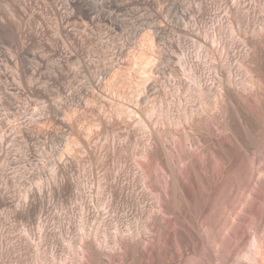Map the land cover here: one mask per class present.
<instances>
[{"label":"rangeland","instance_id":"rangeland-1","mask_svg":"<svg viewBox=\"0 0 264 264\" xmlns=\"http://www.w3.org/2000/svg\"><path fill=\"white\" fill-rule=\"evenodd\" d=\"M262 49L264 0H0V264H152L122 242L156 244L160 201L194 239L171 264H250L264 211L231 206L253 122L215 90L230 70L245 93L264 87ZM164 170L192 172L191 201H164Z\"/></svg>","mask_w":264,"mask_h":264},{"label":"bare ground","instance_id":"bare-ground-1","mask_svg":"<svg viewBox=\"0 0 264 264\" xmlns=\"http://www.w3.org/2000/svg\"><path fill=\"white\" fill-rule=\"evenodd\" d=\"M256 48L257 47H253V54L256 53ZM219 60L221 59L219 58ZM262 60H264L263 49H262ZM213 61L216 62L214 58ZM226 72L227 73L224 77L225 83L222 82L223 85L222 86L219 85L221 87L219 88L218 86L216 87L215 90L217 94V98L215 101L216 106H218L220 102L224 100L222 98L226 95L229 98V101L232 100H236L239 102L241 101L240 103H242L243 104L242 106H244L245 109H247L246 111L251 116L252 119L251 121L253 122V124L251 125L252 127L250 126V130L248 131V134L246 133L247 136H245L247 138V139L245 138L247 144L246 143H245L246 145L243 144V146L245 145L243 150H245V152L248 153V155L253 156V157L251 156L252 162L250 163L253 165V168L251 169L252 171L250 172L249 178L247 175L244 181L242 180V182H239L240 185L238 190L236 191V189H233V191L236 192L237 194H236V199L234 200V203H232L231 206V210H232L231 216H235V219L238 221H246L248 217L251 218L250 215L252 213L255 212L262 213L264 211V87L262 80L260 78H257L256 79L257 89L254 95H252L254 97H252L251 95L245 93L246 90L244 89V87H242V85L240 84L238 85L237 82L235 83V81L233 80L231 70ZM209 74H212L221 83L222 78L220 77V74L218 73L216 68H213V71L212 72L210 71ZM211 88H213V86H211ZM198 90L200 91V89ZM217 130H220L221 132L218 131L219 133H216L217 131L214 130L216 132H214V134L212 133L213 134L212 142L217 146V148L220 149L221 152L223 151L224 153H226V155L230 156L231 159L228 161L229 163H231L232 166L237 165L236 169H238L239 172L238 175L241 176L244 173L247 174L245 171L243 172V169H241L240 166L238 167V165H240L239 164L241 159L240 157L244 159L247 158V155H245L243 152H240L238 150H237L238 151L237 154L236 150L233 149L232 140H231V137L233 138V136H230L231 134L229 135L226 133V131L228 132V130L230 129L228 130L226 129V131L222 129H217ZM192 157H193L192 167H194V171L202 179L204 177V174L202 173L203 171H201L202 166L201 163H199L198 161L199 158L197 159V156H194L193 154ZM184 172H185L184 175L185 176L187 175L188 177L187 181L191 183L190 186H188L189 184L187 185V183H185L183 179V177L185 176L182 175L183 176L182 177L179 174L176 177L175 175L172 174L168 175L167 171L166 173L164 172L165 173L164 182L162 184L163 186L160 191H162L163 199L165 202L174 200L176 198H183L184 196L185 198L188 199V201H191L193 199L194 195L192 194L195 191L194 189L196 190L197 188L199 189L198 183L196 182V179L194 180L193 178L194 176L192 175V172L190 170L189 171L184 170ZM222 178H223V174L221 173L217 174L216 179L212 180L213 184L217 185L222 181ZM238 210H240L241 213H238L237 212ZM159 211L161 213L159 215L160 221L162 220L161 221L162 223L160 224L159 228L162 229V234H159V232L161 231L155 229L158 231L157 233L158 235L155 238L156 244L150 246L144 243L142 240L139 241L135 240L134 238L130 237L131 235L128 234L129 238L122 242V249L126 253L128 248L129 249L131 248L132 253L134 255L141 254L144 260H149L152 264H171V262L175 257L178 258L182 257L187 252V247L190 244H193L194 239L191 234L192 230L191 227H189L188 224L184 222V218L181 217L179 219L162 218L163 214L165 215L167 211H166V205L161 201L159 202ZM223 222L227 223L228 221L225 218V221L223 220ZM227 231L231 234L233 239L236 240L240 239L237 238L236 235H234L232 232H230V230ZM250 239H251L250 245L252 251L250 252L249 255L243 253L242 257L249 259L250 264H256L255 261L257 260L258 257L261 256V259L263 261V262L261 261V264H264L263 240L257 233L251 234ZM175 242H177V244L180 245V249H173V243ZM238 254H242V253L239 252ZM92 255L88 254L86 256L87 259L85 261V264H101L100 258L97 257V255L96 256L95 255L92 256Z\"/></svg>","mask_w":264,"mask_h":264}]
</instances>
